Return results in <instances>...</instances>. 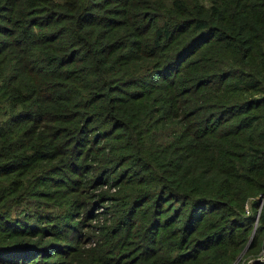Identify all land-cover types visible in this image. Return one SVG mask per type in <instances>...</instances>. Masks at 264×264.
Masks as SVG:
<instances>
[{
  "label": "trees",
  "instance_id": "1",
  "mask_svg": "<svg viewBox=\"0 0 264 264\" xmlns=\"http://www.w3.org/2000/svg\"><path fill=\"white\" fill-rule=\"evenodd\" d=\"M263 193L264 0H0V264H244Z\"/></svg>",
  "mask_w": 264,
  "mask_h": 264
},
{
  "label": "built area",
  "instance_id": "2",
  "mask_svg": "<svg viewBox=\"0 0 264 264\" xmlns=\"http://www.w3.org/2000/svg\"><path fill=\"white\" fill-rule=\"evenodd\" d=\"M259 198H260V199L262 198V201H261V202H258V206H257V209H256L255 220H256V218H257V216H258V213H259L261 207L263 206L262 202H264V193L261 194V195H259V196H258V199H259ZM260 199H259V200H260ZM245 209H246V212H249V208H248V205H247V204L245 205Z\"/></svg>",
  "mask_w": 264,
  "mask_h": 264
},
{
  "label": "rangeland",
  "instance_id": "3",
  "mask_svg": "<svg viewBox=\"0 0 264 264\" xmlns=\"http://www.w3.org/2000/svg\"><path fill=\"white\" fill-rule=\"evenodd\" d=\"M259 199H260V198H259ZM259 199H258V202H261V201H262V198H261L260 200H259ZM262 204H263V206H262L261 208L264 209V202H262ZM250 212H251V211H250ZM250 212H249V213H250ZM254 215L256 216V213H255ZM255 216H254V218H255ZM253 258H255V257L248 258V260H246V262H245L244 264H249L250 262H252ZM257 258H259V260L262 261L263 264H264V254H260V255L257 256L255 259H257Z\"/></svg>",
  "mask_w": 264,
  "mask_h": 264
}]
</instances>
